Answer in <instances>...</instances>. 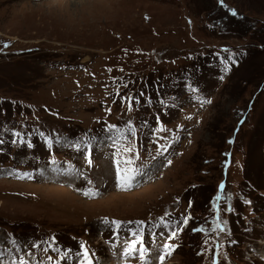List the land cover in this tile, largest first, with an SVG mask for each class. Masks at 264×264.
<instances>
[{"label": "rangeland", "instance_id": "obj_1", "mask_svg": "<svg viewBox=\"0 0 264 264\" xmlns=\"http://www.w3.org/2000/svg\"><path fill=\"white\" fill-rule=\"evenodd\" d=\"M224 3L264 30V0H0V264H264V46Z\"/></svg>", "mask_w": 264, "mask_h": 264}, {"label": "trees", "instance_id": "obj_2", "mask_svg": "<svg viewBox=\"0 0 264 264\" xmlns=\"http://www.w3.org/2000/svg\"><path fill=\"white\" fill-rule=\"evenodd\" d=\"M219 3V0H216ZM224 6L226 8V10L228 9V14L229 17H227V20H224L222 18H213L214 16L208 15V18L210 19L211 22V26H218L221 30H222V34L223 35H239V36H243L245 34H249V33H253V37L256 40V42L258 44H261L264 46V30H261V28L259 29V27L251 21V19L247 18V17H240L237 13L235 15H233L232 9L230 4H225ZM220 7V6H219ZM221 8V7H220ZM216 9V8H215ZM214 9V10H215ZM227 12V11H226ZM220 16V15H218ZM241 23L244 24L246 29H237V24ZM249 23V24H248ZM235 27V28H232ZM264 48V47H263ZM232 75V72H231ZM240 81H237V84H249L248 80H246L244 77L240 78ZM241 82V83H240Z\"/></svg>", "mask_w": 264, "mask_h": 264}, {"label": "snow or ice", "instance_id": "obj_3", "mask_svg": "<svg viewBox=\"0 0 264 264\" xmlns=\"http://www.w3.org/2000/svg\"><path fill=\"white\" fill-rule=\"evenodd\" d=\"M236 13L235 12H233V15H235ZM209 103H210V101H208ZM0 143H2V141H0ZM89 163H91V159L89 158V161H88ZM134 179V177L133 176H131V175H129V176H127V177H123V176H121V181H122V183H121V187H131L132 186V180ZM187 219H190V217L189 218H186V220ZM104 223H109V221H107V220H105L104 221ZM111 223H113L114 225H116V227L117 228H119V226H120V223L121 222H119V221H113V222H111ZM143 222H141V224H142ZM218 227H219V225H218ZM202 230V229H201ZM222 230V229H221ZM181 231H182V229H181ZM135 235V234H134ZM176 235H177V233L176 232H172L171 233V238H176ZM81 247H83V245L81 246ZM175 247L176 246H174V245H170V244H166L165 245V248L166 249H168V251H167V255H171L172 254V252L175 250ZM137 251V249L135 248V246L134 245H132V246H130L129 247V249H127L126 251H125V253H124V255L125 256H129V255H132V254H134L135 252ZM146 249H139V254H140V256H141V258H144L145 257V253H146ZM77 255H79V254H77ZM159 259H160V261H161V264H162V262H163V260L165 259V256L164 255H161L160 257H159ZM80 264H95V262L90 258V254H89V252L87 251V249H85L84 250V252H83V259L80 261Z\"/></svg>", "mask_w": 264, "mask_h": 264}, {"label": "bare ground", "instance_id": "obj_4", "mask_svg": "<svg viewBox=\"0 0 264 264\" xmlns=\"http://www.w3.org/2000/svg\"><path fill=\"white\" fill-rule=\"evenodd\" d=\"M54 170H55V169H54ZM57 172H58V171H57ZM51 173H52V172H51ZM48 175H49V174H48ZM50 176H51V175H50ZM52 176H53V173H52ZM44 177H45V176H44ZM44 177H43V178H44ZM47 177H48V176H47ZM51 178H52V177H51ZM48 179H49V177H48Z\"/></svg>", "mask_w": 264, "mask_h": 264}, {"label": "water", "instance_id": "obj_5", "mask_svg": "<svg viewBox=\"0 0 264 264\" xmlns=\"http://www.w3.org/2000/svg\"><path fill=\"white\" fill-rule=\"evenodd\" d=\"M260 92H262V91H260Z\"/></svg>", "mask_w": 264, "mask_h": 264}]
</instances>
